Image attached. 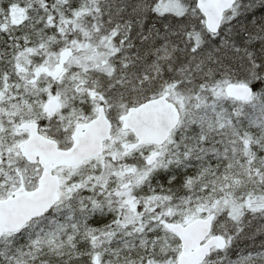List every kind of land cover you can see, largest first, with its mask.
<instances>
[{
	"label": "snow or ice",
	"instance_id": "obj_1",
	"mask_svg": "<svg viewBox=\"0 0 264 264\" xmlns=\"http://www.w3.org/2000/svg\"><path fill=\"white\" fill-rule=\"evenodd\" d=\"M0 264H264V0H0Z\"/></svg>",
	"mask_w": 264,
	"mask_h": 264
}]
</instances>
